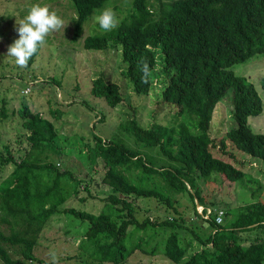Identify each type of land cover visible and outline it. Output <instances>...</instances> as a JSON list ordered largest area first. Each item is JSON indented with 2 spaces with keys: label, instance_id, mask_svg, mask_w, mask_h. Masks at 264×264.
I'll return each mask as SVG.
<instances>
[{
  "label": "trees",
  "instance_id": "trees-1",
  "mask_svg": "<svg viewBox=\"0 0 264 264\" xmlns=\"http://www.w3.org/2000/svg\"><path fill=\"white\" fill-rule=\"evenodd\" d=\"M71 1L75 12L72 40L76 41L93 11L112 0ZM83 47L119 49L126 66L123 76L136 95L148 93L156 66L164 63L168 82L161 98L164 105L176 108L178 129L172 125L145 127L135 119L121 127L138 145L158 148L167 163L155 166L138 149L95 135L93 157L104 169L101 180L109 188L104 207L98 214L73 207L62 210L78 195L83 180L48 160L46 153H62L54 124L26 104L20 105L11 113L20 116L33 154L19 160L0 155V165L13 164L9 175L0 180L2 264L36 261L33 249L38 235L59 214L85 223L78 242L83 264H89L83 257L96 264H123L135 251L160 253L175 264H264L263 203L239 208L225 223L230 212L217 208L225 212L222 223L212 216L202 222L209 225L206 236L193 232L186 238L182 231L191 230L174 219L153 222L147 217L139 222L134 204L148 197L173 207L170 193H187L200 216L196 203L204 206V200L198 194L197 180L204 183L221 175L230 182L247 178L249 184L257 183L213 153L210 129L215 106L229 97L234 125L226 138L240 152L264 163V134L254 133L248 124L249 117L261 114L262 100L254 84L233 69L237 63L264 55V0H172L161 2L158 11L151 0H134L131 12L117 28L87 35ZM40 50L38 46L29 67ZM260 88L264 93V79ZM90 91L110 108L122 102L119 87L102 77L92 80ZM1 114L6 117L3 109ZM82 187L88 190L86 183ZM253 231L261 232L262 239L241 245L239 233Z\"/></svg>",
  "mask_w": 264,
  "mask_h": 264
},
{
  "label": "rangeland",
  "instance_id": "rangeland-1",
  "mask_svg": "<svg viewBox=\"0 0 264 264\" xmlns=\"http://www.w3.org/2000/svg\"><path fill=\"white\" fill-rule=\"evenodd\" d=\"M133 1L112 0L104 7L95 9L84 23L80 38L73 41L75 12L71 0H0V155L7 157L10 154L19 160L33 154L20 116L11 113L20 105L26 104L31 112L40 114L53 123L58 134L57 144L62 153L55 155L48 152V160L61 170H72L75 176L83 180L78 195L72 196L62 210L73 207L98 214L104 207L109 188L101 180L104 169L93 157L95 135L106 141L122 142L128 147L138 149L146 154L155 166L167 163L158 148L138 145L135 138L121 127L127 121L135 119L145 127L172 125L178 129L176 108L164 105L161 98V92L168 82L164 63L156 66V74L148 93L136 95L123 76L122 72L126 66L122 62L119 49L95 51L83 47V39L87 35L104 32L97 21L103 10H113L120 23L131 12ZM168 1L172 0H151L157 11L161 2ZM33 5L47 6L68 25L65 30L61 29L46 37V43L40 46L41 50L35 63L30 67L21 68L15 63L14 57L8 56V49L19 39L16 30L18 24L25 19ZM233 69L236 74L246 77L254 84L262 100L261 114L249 117L248 124L254 133L264 134V93L260 88L264 79V55H257L245 63H237ZM99 77L119 87L122 102L115 108H110L102 99L91 94L92 80ZM231 108L232 104L227 96L214 108L210 129V136L215 141L212 151L218 158L233 163L257 183L249 184L247 178L230 182L221 175L204 183L196 181L198 194L204 200V206L197 202V207L199 206V210L222 208L229 211V216L226 214V218L224 217V223L234 217V213L241 207L254 203L264 204V163L240 152L226 138L227 131L234 125L230 117ZM2 109L6 117L1 114ZM222 139H226L225 147L221 144ZM44 156L43 154L41 157L45 158ZM12 169L11 162L0 165V180L9 175ZM85 183L88 190L82 187ZM170 195L173 207L157 198L141 197L134 200L139 222L147 217L153 222L174 219L191 230L182 231L181 235H186L185 238L193 232L206 236L210 232L209 225L202 223L206 220L195 213L190 196L187 193ZM1 226L7 227L5 224ZM84 227L85 223L73 216H53L38 235L33 249L36 261H27L25 264H83L78 242ZM260 233H239L240 244L248 245L256 238L262 239L263 235ZM154 241L147 247H151ZM83 258L89 264H96L86 257ZM123 264L175 263L160 253L150 255L135 251Z\"/></svg>",
  "mask_w": 264,
  "mask_h": 264
},
{
  "label": "clouds",
  "instance_id": "clouds-1",
  "mask_svg": "<svg viewBox=\"0 0 264 264\" xmlns=\"http://www.w3.org/2000/svg\"><path fill=\"white\" fill-rule=\"evenodd\" d=\"M99 26L104 31H112L118 27L119 21L115 12L105 9L97 17ZM16 29L19 35L13 45L8 49V56L15 58V63L21 67H27L28 61L36 54L38 46L46 43V37L51 33L65 30V24L56 12L50 11L47 6L33 5L28 15L18 24ZM148 66L144 64L147 73Z\"/></svg>",
  "mask_w": 264,
  "mask_h": 264
},
{
  "label": "built area",
  "instance_id": "built-area-1",
  "mask_svg": "<svg viewBox=\"0 0 264 264\" xmlns=\"http://www.w3.org/2000/svg\"><path fill=\"white\" fill-rule=\"evenodd\" d=\"M198 212L200 216L202 217L203 220H209L212 216H215L216 222L217 223H222L224 219V210L219 209V210H211L208 208H203V210H199V206L197 207Z\"/></svg>",
  "mask_w": 264,
  "mask_h": 264
}]
</instances>
